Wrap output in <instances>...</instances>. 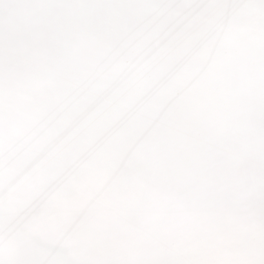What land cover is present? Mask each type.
I'll use <instances>...</instances> for the list:
<instances>
[{"label":"snow or ice","instance_id":"snow-or-ice-1","mask_svg":"<svg viewBox=\"0 0 264 264\" xmlns=\"http://www.w3.org/2000/svg\"><path fill=\"white\" fill-rule=\"evenodd\" d=\"M53 110L22 196L0 167V264H264V0H0V128ZM135 185L199 219L174 247L87 257L74 210Z\"/></svg>","mask_w":264,"mask_h":264},{"label":"clouds","instance_id":"clouds-1","mask_svg":"<svg viewBox=\"0 0 264 264\" xmlns=\"http://www.w3.org/2000/svg\"><path fill=\"white\" fill-rule=\"evenodd\" d=\"M100 208L111 249L107 259L131 260L174 247L199 219L177 194L149 185H135L114 204Z\"/></svg>","mask_w":264,"mask_h":264},{"label":"bare ground","instance_id":"bare-ground-1","mask_svg":"<svg viewBox=\"0 0 264 264\" xmlns=\"http://www.w3.org/2000/svg\"><path fill=\"white\" fill-rule=\"evenodd\" d=\"M10 84L14 85V82ZM61 118V113L53 110L40 120L25 121L7 129L0 128V167L10 170L8 187L17 197L22 196L18 188L23 177L30 172L35 161L47 157L52 145L63 134V129L46 143L37 144V139L55 128ZM102 215V209L95 202L82 204L72 214V227L81 251L87 257L101 261L111 253L107 231L101 223Z\"/></svg>","mask_w":264,"mask_h":264}]
</instances>
